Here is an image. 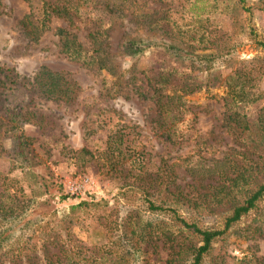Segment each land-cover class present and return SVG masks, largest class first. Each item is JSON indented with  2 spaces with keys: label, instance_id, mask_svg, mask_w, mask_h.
Segmentation results:
<instances>
[{
  "label": "trees",
  "instance_id": "obj_1",
  "mask_svg": "<svg viewBox=\"0 0 264 264\" xmlns=\"http://www.w3.org/2000/svg\"><path fill=\"white\" fill-rule=\"evenodd\" d=\"M22 1L29 7V13L17 21L24 38L36 42L43 32L50 30L55 19L63 20L65 26L54 29L59 52L85 68L106 71L115 79L116 86L126 78L124 84L133 87V98L153 103L158 137L176 148V152L184 148L177 123L186 104L184 96L200 91V85L189 82L173 67L159 68L153 75L146 74L140 79L132 67L126 75L117 66L114 54L136 57L154 46L177 62L189 60L193 68L198 66V71H208L216 59L232 55L235 49V45L219 47L212 42V38L217 41L219 38L211 30L209 20L202 22L201 15L196 14H191L189 21L155 16L139 7L136 0ZM237 7L249 12L245 0H237ZM217 8L218 1L214 0L212 11ZM3 14L0 1V17ZM84 16L90 25L85 29L88 47L74 31L78 29L76 22ZM118 23L125 28L124 23L137 27L124 33L113 52L109 38ZM140 29L145 33H139ZM258 46L264 50L263 43L258 42ZM209 47L217 49L216 53H205ZM256 65L255 70L243 66L223 81L227 106L223 122L227 130L240 138L257 129V137L251 140L253 145L242 144L244 149H231L221 157L209 158L199 149L191 154L167 152L159 157L153 169L134 139L129 140V135L119 129L111 130L98 157L86 148L71 153L76 157L89 156L94 163H100L102 171L117 180L116 193L111 199L80 200L60 216L58 210L51 209L37 213L40 207L50 204L41 197L40 189L43 186L45 193L47 187L39 176L33 172L24 174L27 182L24 187L19 180L0 174V264H127L130 260L140 264H226L224 257L214 254L218 243L224 242L229 233L253 240L262 230L258 219L247 226H238L258 209L264 198V105L254 122L234 110L260 98L254 90L264 66L258 62ZM122 90L113 94L120 95ZM78 92L76 82L44 66L31 76H20L13 69L0 66L2 152H7L14 162L28 165L33 139L23 133V127L35 122L36 112L31 109L35 99L71 104ZM6 138L11 144L10 151L3 149ZM178 167L184 168L190 182L179 183ZM110 200L125 205L126 214L119 216L118 211L113 212ZM77 225L91 227V231L100 234V239L87 246L74 231ZM50 248L54 251L50 252ZM159 250L166 252L163 262ZM234 264H264V257L250 254Z\"/></svg>",
  "mask_w": 264,
  "mask_h": 264
},
{
  "label": "rangeland",
  "instance_id": "obj_2",
  "mask_svg": "<svg viewBox=\"0 0 264 264\" xmlns=\"http://www.w3.org/2000/svg\"><path fill=\"white\" fill-rule=\"evenodd\" d=\"M0 1L4 11L0 17V66L11 68L20 76H31L39 67L44 66L63 73L79 86L78 95L71 104L52 99H35L31 106L32 111L36 112L35 122L23 127V133L33 139L28 165L14 162L7 152L3 153L0 149V174L17 179L20 185L26 187L24 174L33 172L41 178L42 185L47 187V192L43 193L42 186L40 193L42 199H47L50 204L40 207L38 214L51 209L58 210L57 215L60 216L68 206L80 200L113 197L117 190V180L107 176L102 171V165L91 161L89 156L76 157L71 153L86 148L98 157L111 130L119 129L129 135V140L134 139L135 144L144 152L145 158L150 160V167L153 169L157 166L155 164L159 157L167 152L171 155L191 154L199 149L207 158L210 155L221 157L231 149H244L242 144L251 145V140L257 137V129L254 128L253 133L244 134L240 138L227 130L223 122L227 111L223 81L230 73L242 69L243 66L250 70L258 67L257 62L264 66V50L258 46V42L264 44V0H245V8L249 12H243L237 7V0H217L218 8L215 12L212 11L214 0H136L143 10L159 17L166 15L173 20L184 18L189 21L191 14L201 15L202 22L209 20L211 30L219 38L218 41L212 38V42L218 43L219 47L235 45L232 55L216 59L208 71H198V66L193 68L189 60L177 62L154 46L147 47L136 57L114 54L117 66L126 75L130 74L132 67H135L134 72L139 79L146 74L153 75L159 68L173 67L183 73L189 82L200 85V91L184 96L186 104L180 115L181 121L177 123L178 132L184 140V148L178 152L158 137L153 103L150 100L133 98V87L124 84L126 78L120 86H116L115 79L106 71L85 68L59 52L54 29L65 26L63 20L55 19L50 30L43 32L38 41L30 42L17 28V21L29 13L28 5L22 0ZM87 19L84 16L77 21L78 29L74 30L85 47H88L85 29L90 26ZM125 25L127 28L118 23L110 33L109 42L113 52L124 33L137 27L133 24L124 23ZM139 33L144 34L145 30L140 29ZM191 45L195 47L193 42ZM203 45L200 44L201 47ZM216 51L214 47H209L205 53ZM118 89H123L120 95L113 94ZM254 92L260 97L258 101L234 107L235 111L244 113L252 122L257 119L259 110L264 105V70L256 81ZM198 143L202 145L195 147ZM10 147V141L6 138L3 149L10 151ZM176 171L179 183L191 181L184 168L178 167ZM63 196L68 197L62 200ZM110 204L113 212L118 211L119 216H124L128 211L125 205L116 204L114 200H110ZM145 217L153 216L145 214ZM255 219L261 222L260 236L253 240H243L229 233L224 242L216 245L214 254L224 257L226 264H234L236 260L250 254L264 257V198L258 209L240 221L238 226H247L256 221ZM74 231L89 247V242L100 239V234L91 231V227L86 229V225H77ZM49 250L54 251L52 248ZM158 252L159 259L164 260L166 252ZM150 256L155 258L153 254ZM127 264L140 262L130 260Z\"/></svg>",
  "mask_w": 264,
  "mask_h": 264
}]
</instances>
